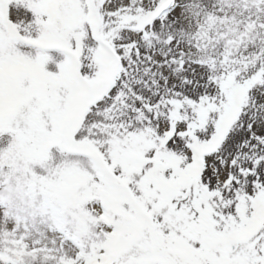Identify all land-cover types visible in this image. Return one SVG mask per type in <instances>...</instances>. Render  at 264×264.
Segmentation results:
<instances>
[{"label": "snow or ice", "instance_id": "6c2138e0", "mask_svg": "<svg viewBox=\"0 0 264 264\" xmlns=\"http://www.w3.org/2000/svg\"><path fill=\"white\" fill-rule=\"evenodd\" d=\"M0 264H264V0H0Z\"/></svg>", "mask_w": 264, "mask_h": 264}]
</instances>
